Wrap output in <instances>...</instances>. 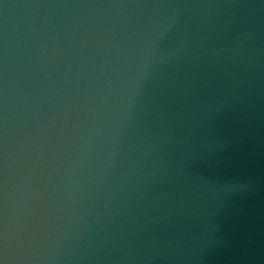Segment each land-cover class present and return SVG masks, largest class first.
I'll return each instance as SVG.
<instances>
[{"label": "water", "instance_id": "water-1", "mask_svg": "<svg viewBox=\"0 0 264 264\" xmlns=\"http://www.w3.org/2000/svg\"><path fill=\"white\" fill-rule=\"evenodd\" d=\"M0 264H264V0H0Z\"/></svg>", "mask_w": 264, "mask_h": 264}, {"label": "clouds", "instance_id": "clouds-1", "mask_svg": "<svg viewBox=\"0 0 264 264\" xmlns=\"http://www.w3.org/2000/svg\"><path fill=\"white\" fill-rule=\"evenodd\" d=\"M149 46H151V43H149Z\"/></svg>", "mask_w": 264, "mask_h": 264}]
</instances>
